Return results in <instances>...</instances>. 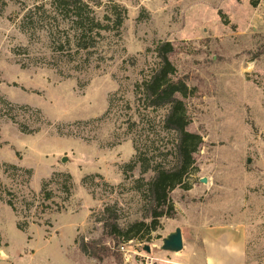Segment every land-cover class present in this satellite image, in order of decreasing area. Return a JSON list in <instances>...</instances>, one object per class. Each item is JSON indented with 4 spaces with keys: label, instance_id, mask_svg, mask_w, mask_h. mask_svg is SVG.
I'll list each match as a JSON object with an SVG mask.
<instances>
[{
    "label": "rangeland",
    "instance_id": "rangeland-1",
    "mask_svg": "<svg viewBox=\"0 0 264 264\" xmlns=\"http://www.w3.org/2000/svg\"><path fill=\"white\" fill-rule=\"evenodd\" d=\"M51 1L0 0V264H203L201 229L239 225L246 264H264V0H115L123 25L88 59L53 51L49 31L71 27ZM84 1L105 22L108 1ZM165 42L202 145L169 194L172 218L122 243L103 230L104 209L123 229L149 223L143 168L173 162L165 110L134 94ZM134 143L144 161L129 168ZM176 229L182 250H164Z\"/></svg>",
    "mask_w": 264,
    "mask_h": 264
},
{
    "label": "trees",
    "instance_id": "trees-1",
    "mask_svg": "<svg viewBox=\"0 0 264 264\" xmlns=\"http://www.w3.org/2000/svg\"><path fill=\"white\" fill-rule=\"evenodd\" d=\"M107 1L105 22L87 16V5L84 0L51 1L50 5L53 10L59 12L57 14H61L62 19L67 20L71 27L64 37L58 32H53L52 29L49 31V38H51L52 48L56 55H65L68 59L85 56L88 59L96 50L104 34H118L125 20L126 10L115 0ZM255 5L256 3H252V6ZM154 52L158 62L140 83L135 84L134 94L143 110H165L162 129L174 134L173 162L168 166L155 163L151 168L149 166L143 168V174L150 170L153 172L143 192L147 202L145 218L150 220L149 223L136 221L123 229L118 224L116 213L109 207L104 209L105 218L101 221L103 230L115 239L120 238L122 243L136 240L141 228H145L149 234L157 230L161 218H172L174 208L169 201V194L177 186H181L193 170L194 155L202 145V137L188 131L189 118L185 100L189 90L184 81L177 78L176 69L170 61V56L174 52L173 46L169 42L159 43ZM83 63L77 62L74 70H82ZM111 107L112 101L109 100L107 113L110 112ZM134 145L135 161L127 166L129 168H132L133 164H140L144 161L142 153L139 152L135 143ZM7 205L13 209V212L15 211L10 201ZM17 228L23 231V227L17 226ZM79 248L83 253L97 260H100L105 252L94 243L82 242Z\"/></svg>",
    "mask_w": 264,
    "mask_h": 264
},
{
    "label": "crops",
    "instance_id": "crops-1",
    "mask_svg": "<svg viewBox=\"0 0 264 264\" xmlns=\"http://www.w3.org/2000/svg\"><path fill=\"white\" fill-rule=\"evenodd\" d=\"M200 238L203 264H246L245 230L240 225L203 228Z\"/></svg>",
    "mask_w": 264,
    "mask_h": 264
},
{
    "label": "water",
    "instance_id": "water-1",
    "mask_svg": "<svg viewBox=\"0 0 264 264\" xmlns=\"http://www.w3.org/2000/svg\"><path fill=\"white\" fill-rule=\"evenodd\" d=\"M206 179H202L201 183H206ZM183 248L182 235L179 229H176L174 233H171L163 240V249L171 252H179ZM147 252L150 251L149 247H145Z\"/></svg>",
    "mask_w": 264,
    "mask_h": 264
}]
</instances>
